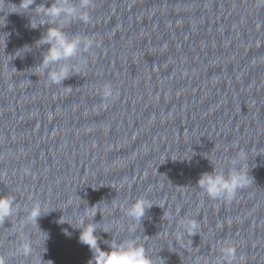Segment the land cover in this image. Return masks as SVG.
Returning a JSON list of instances; mask_svg holds the SVG:
<instances>
[{"label": "water", "instance_id": "95a60500", "mask_svg": "<svg viewBox=\"0 0 264 264\" xmlns=\"http://www.w3.org/2000/svg\"><path fill=\"white\" fill-rule=\"evenodd\" d=\"M20 3L0 0V196L15 205L0 220V260L88 264L80 231L57 221L79 227L77 209L100 203L87 216L95 235L138 238L156 264H227L225 245L232 264H264V0H91L88 22L64 26L93 44L61 85L37 67L48 26L11 13ZM42 3L53 0L31 9ZM234 159L249 183L210 199L198 179L227 176ZM141 198L153 206L137 222L125 212Z\"/></svg>", "mask_w": 264, "mask_h": 264}, {"label": "clouds", "instance_id": "9594fccd", "mask_svg": "<svg viewBox=\"0 0 264 264\" xmlns=\"http://www.w3.org/2000/svg\"><path fill=\"white\" fill-rule=\"evenodd\" d=\"M35 0H21L19 6L16 8L22 9L21 12H11L15 14L26 15L25 13L35 12L39 17L37 21L33 17H29V27L33 30L40 26H48L46 33L42 38L36 42L40 46L48 45V51L43 55L42 62L37 66L38 70L47 75L48 80L52 84H62V82L70 77V73L74 70L73 66L66 63L70 58L74 57L80 50L82 44L85 48L91 47L93 40L88 38H81L79 35L71 38L65 33L64 26L70 25L73 21L79 20L81 22H88L89 15L86 9L90 6L91 0H53L51 6L46 7L45 4H40L34 10L31 6ZM31 51L28 45H24L15 53L16 57H22L23 54ZM23 52L22 55L17 53ZM78 71V69H75ZM70 88V87H69ZM103 95L109 97L111 95L110 86H105ZM242 159V157H241ZM249 183V176L243 170V166L238 160L232 161V168L226 176L222 171H218L215 167L211 173H204L197 181V187L202 190L210 199L224 198L231 200L235 197L238 190L244 188ZM79 198V197H78ZM80 199V198H79ZM97 205L88 208L81 215L80 210L77 209L79 227H73L65 215L57 221L58 224H69L72 228L80 231L79 243L87 245L93 253L92 259L88 264H156V262L146 255V250L142 244L138 243L137 239L120 240L113 239V233L109 228L105 227L102 232L111 234V240H103L96 236L95 233L100 223H93L87 221V216L92 215L94 218L99 212ZM153 205L146 199H137L127 209L125 214L134 221L141 222L145 216L146 210ZM15 211L14 198L10 196H0V220L10 217ZM46 215V214H44ZM41 208L39 205L33 206L29 211L28 219L34 220L37 224V218L41 217ZM189 233L196 234L198 225L195 221H189L185 225ZM101 231V230H100ZM130 232L134 229H129ZM66 236L71 234L67 229H62ZM98 241L106 244L109 251L101 250ZM27 249H25L26 251ZM221 255L227 264H232L236 259V249L231 245L222 246ZM162 260V259H161ZM51 262V261H50ZM0 264H4L0 260ZM52 264V262H51Z\"/></svg>", "mask_w": 264, "mask_h": 264}]
</instances>
